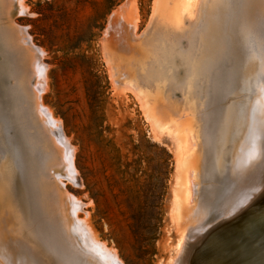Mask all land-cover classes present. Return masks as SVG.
<instances>
[{
  "label": "rangeland",
  "instance_id": "1",
  "mask_svg": "<svg viewBox=\"0 0 264 264\" xmlns=\"http://www.w3.org/2000/svg\"><path fill=\"white\" fill-rule=\"evenodd\" d=\"M178 1L0 0V83L11 99L14 125L22 133L34 176L46 174L48 185L53 180L62 194L70 192L62 195L65 202H79L83 225L93 226L126 264H168L177 256L181 226L173 213L175 197L184 194V140L175 129L156 127L132 91L119 90L116 77L124 66L117 67L113 57H123L128 68L141 74L163 73L188 83L201 118L204 155L198 181L220 195L227 186L239 128L236 108L248 102L243 91L247 67L262 61L264 0H222L216 26L210 13H204L214 0H202L201 13L185 14L175 28L155 25L153 18L174 17ZM136 17L137 34L144 33L140 41L130 34ZM201 22L215 26L203 40L197 34ZM173 33L175 39H167ZM155 35L164 37L162 53L150 50ZM206 44L202 56L199 52ZM224 62L222 88L219 73ZM219 91L225 98L222 108L216 104ZM173 93L182 97L180 89ZM60 153V163H53ZM31 183L28 180L26 187ZM215 213L206 217L207 223L220 220ZM239 215L225 220L236 221ZM222 223L215 224L210 241L196 243L195 253L207 252L220 240ZM2 250L0 264H6Z\"/></svg>",
  "mask_w": 264,
  "mask_h": 264
},
{
  "label": "bare ground",
  "instance_id": "2",
  "mask_svg": "<svg viewBox=\"0 0 264 264\" xmlns=\"http://www.w3.org/2000/svg\"><path fill=\"white\" fill-rule=\"evenodd\" d=\"M201 2L202 0H179L174 6V17L153 18L154 24L161 25V27L163 25L165 28L180 24L185 14L193 17L201 13ZM221 2L222 0H214L212 2L214 7L211 3L208 7V9L211 8L210 11L207 9L204 12L208 15L210 13L209 16L215 26L218 23V15L221 13L219 11ZM200 25L197 34H200V39L203 40L205 34L208 33L207 30H214L215 26L210 27L207 24L205 26L203 22ZM137 26L136 17V20L134 19L130 24L131 33H129L134 39L140 41L144 33H141L143 35L137 34ZM260 28L262 61L255 68L250 64L247 67L243 91L248 93V102L244 104L245 101H243L240 110L236 108L239 118L236 123L239 128L232 142L227 167L229 173L227 186L221 195L213 192L209 186L204 188L198 181L200 174L203 173L201 165L204 155L199 142L198 130L201 118L198 105L193 103V93L188 83L184 82L183 77L169 78L168 75L161 73L162 71L161 74H150L149 72L141 74L138 72L139 69L128 68L123 57L121 59L113 57L115 60L118 59L117 67L124 66L121 77H116L119 90L132 91L139 98L141 106L153 116L156 127L175 129L179 131L178 135H182L184 140L180 153V159L185 165L184 194L175 197V212L173 213V219L177 224L179 223L176 225L181 226V234L177 256L172 258L168 264H264V25L261 24ZM195 34L192 35L195 36ZM175 37L174 33L172 37L167 38L166 36L169 40ZM161 39V37L156 38L155 41L153 39L150 50H153L155 54L162 53L160 42L164 43V37ZM149 41L152 42V40ZM191 41L189 42L192 48L196 49V43H191ZM196 42H201V40ZM207 45H204L199 52L202 56ZM138 46L140 47L141 44L139 43ZM192 48L191 51H194ZM225 70L224 62L219 73L222 88L226 84ZM254 73L257 74L256 77ZM247 80L251 83L249 87ZM175 89L181 90L180 99L174 96L173 90ZM224 99L219 91L216 102L218 108L223 107L221 102ZM11 109V99L7 92L6 95L4 94L0 83V247L3 249L1 251L3 262L6 264H126L113 251L114 248L109 247L97 236L93 226L83 225L84 217L79 214L77 200L69 202L67 199L65 202L62 196L63 190L56 184L57 182L52 180L48 185L46 174H40V178L34 176L35 171L28 157L22 133L16 131ZM198 118H200L199 124ZM59 155L53 163H60L61 159L58 157H61V153ZM73 164L75 166V163ZM33 177L34 179L31 180ZM28 180L30 183L32 181L30 189L26 187ZM31 198L33 201L30 203ZM246 209L249 215L240 216L239 214ZM212 211L217 212L216 217L221 218L218 222L209 224L206 217ZM250 212L253 213L250 214ZM237 215L240 217L236 221L225 220ZM216 223H222L219 227L222 231L217 235L220 240L217 243H211L207 252L198 250L195 253L197 242L204 240L208 242L210 241L208 235L216 234L214 232ZM193 251L195 254H192Z\"/></svg>",
  "mask_w": 264,
  "mask_h": 264
}]
</instances>
